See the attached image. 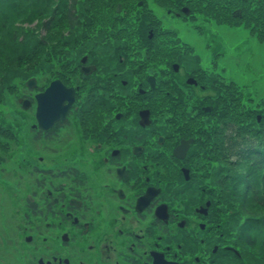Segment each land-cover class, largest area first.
Masks as SVG:
<instances>
[{"label":"flooded vegetation","instance_id":"af4514ba","mask_svg":"<svg viewBox=\"0 0 264 264\" xmlns=\"http://www.w3.org/2000/svg\"><path fill=\"white\" fill-rule=\"evenodd\" d=\"M214 1L198 4L201 12L192 0L173 11L164 9L184 21L199 20L212 33L217 32L211 24L225 27L218 22L243 16L241 0H219L218 15ZM153 7L161 26L174 30ZM184 43L187 49H180L183 56L170 64L168 76L173 98L184 107L171 115L149 106L155 87L149 77L156 84L157 76L144 74L124 49L114 48L113 56L104 53L101 64L99 57L91 61L85 54V62L72 65L75 72L64 73L68 82L51 79H60L75 94L65 117L47 128L37 121L35 95L50 81L32 91L28 175L38 170L40 178L28 179L25 244L0 228V258L23 251L21 247L28 251V264H223L226 256L237 254L233 236L213 215L221 206L216 205L217 185L208 175L214 162L205 157L199 141L206 136L198 133L208 129L211 100L224 95L216 93L217 83L210 78L224 77L209 73L201 66L200 53ZM86 68L93 71L86 73ZM85 83L88 88H82ZM98 83L110 90L102 95L94 89ZM186 140L191 143L185 154L175 152ZM4 188L14 191L16 184ZM16 227L26 230L18 223Z\"/></svg>","mask_w":264,"mask_h":264},{"label":"trees","instance_id":"16d2710c","mask_svg":"<svg viewBox=\"0 0 264 264\" xmlns=\"http://www.w3.org/2000/svg\"><path fill=\"white\" fill-rule=\"evenodd\" d=\"M202 1L192 0L198 12ZM186 2L143 0L140 6V0H0V165L17 142L15 129L8 124L6 99L18 92V85L44 70L49 80L68 82L64 73L75 72L72 65L85 54L103 63L105 55L98 47L132 52L129 57H136L144 74L157 76L150 91L153 110L171 115L175 108H183L182 100L173 98L168 76L170 64L183 56L180 49L187 45L174 30L161 26L150 6L173 11ZM214 3L218 15L220 2ZM240 7L241 18L229 16L218 23L243 26L264 43V0H241ZM210 81L217 83L218 94L224 93L211 100L214 109L208 129L198 132L206 136L198 139L205 157L214 162L208 174L217 185L216 205L221 206L213 215L243 254V261L232 254L235 263L264 264V98H244L232 81L213 77ZM94 89H101L102 95L110 90L99 83Z\"/></svg>","mask_w":264,"mask_h":264},{"label":"rangeland","instance_id":"374dc122","mask_svg":"<svg viewBox=\"0 0 264 264\" xmlns=\"http://www.w3.org/2000/svg\"><path fill=\"white\" fill-rule=\"evenodd\" d=\"M152 6H154L153 9L159 11L157 12L158 16L164 14L161 18L164 25L177 31V34L189 47H193L196 53H200L201 66H204L209 73L222 76L227 82L236 83L241 88L244 98H264V43L252 36L248 29L243 26L218 27L216 24H211V29L217 32L212 33L210 30H206L204 23L199 20L184 21L177 16L168 15L162 7ZM98 49L103 51L102 53L113 56V47H98ZM87 58L86 56V60ZM97 62L101 64L102 61L97 60ZM49 77L46 70L39 76H31L30 78L36 80L35 86L27 87L26 81L23 82L18 85V92L9 96L5 104V109L8 112V124L15 129L17 142L13 150L6 153V161L0 165V228L4 230V233L12 232L17 240H22L23 244H25L23 235H28V215L26 214L28 212L26 201L28 179L40 178V176L38 170L28 175V154L31 151L28 133L30 121L28 109L22 107L19 99L30 98L34 89L41 88L50 81ZM15 184L14 191L4 188V185L9 188L10 186L14 187ZM18 220L22 221L19 224L26 230L21 227L14 228V225L17 226ZM1 238L5 239V236L2 235ZM21 249L24 250L21 252L17 250L14 254L7 253L8 255H5L4 258H0V262L3 261L1 264H28V251L25 250V247H21ZM236 253L239 255V260L243 261V254L240 253V250L236 249ZM237 254L234 255L237 256ZM226 259L223 264H239L235 263L236 260L230 256H226Z\"/></svg>","mask_w":264,"mask_h":264},{"label":"water","instance_id":"95a60500","mask_svg":"<svg viewBox=\"0 0 264 264\" xmlns=\"http://www.w3.org/2000/svg\"><path fill=\"white\" fill-rule=\"evenodd\" d=\"M149 37H152V31L149 33ZM86 61V56L82 58V62ZM92 68H86L85 72H92ZM35 78H30L26 81L27 87L35 86ZM151 87H154L155 82L153 77H149ZM75 91L72 87H67L61 80L55 79L52 80L49 85L42 91L35 95L37 98V108H36V118L40 127L47 128L52 125L56 120L62 119L65 117L69 105L72 103L74 98ZM68 99V104L63 105V101ZM22 107L28 109V98L19 99ZM205 111H210V107H205ZM143 116V113H142ZM144 124H148V111L144 112ZM191 140L182 141L181 144L177 147L175 152H179L184 155ZM184 153V154H183ZM28 241V238H27Z\"/></svg>","mask_w":264,"mask_h":264}]
</instances>
